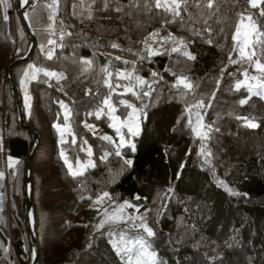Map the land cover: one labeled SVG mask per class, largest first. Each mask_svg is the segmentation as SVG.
<instances>
[{
	"label": "trees",
	"instance_id": "1",
	"mask_svg": "<svg viewBox=\"0 0 264 264\" xmlns=\"http://www.w3.org/2000/svg\"><path fill=\"white\" fill-rule=\"evenodd\" d=\"M51 2L26 11L36 45L30 60L12 67L24 128L4 74L31 40L16 0H0V264H31L28 160L36 264H124L112 238H131L144 226L154 233L147 242L156 264H264V99L237 88L255 61L264 64V0L257 7L187 0L179 15L156 0H57L54 23ZM248 14L261 33L252 60L239 57L233 39ZM54 29L63 42L48 59L43 49ZM33 68L42 71L27 76L26 112L20 80ZM180 77L192 87L179 85ZM106 80L122 87L113 93ZM109 97L114 112L103 103ZM120 101L140 112L133 137L115 130L113 117L129 112ZM201 124L206 135L197 137ZM29 129L39 138L32 156ZM123 202L130 207L122 220L105 221Z\"/></svg>",
	"mask_w": 264,
	"mask_h": 264
},
{
	"label": "rangeland",
	"instance_id": "2",
	"mask_svg": "<svg viewBox=\"0 0 264 264\" xmlns=\"http://www.w3.org/2000/svg\"><path fill=\"white\" fill-rule=\"evenodd\" d=\"M11 1H13V0H11ZM16 2H17V8H18L19 7L18 0H16ZM42 2H43V0H36L34 6L32 8H34L38 3H42ZM256 2L259 5L260 2H261V0H256ZM52 3L53 2H51V3H45V4L47 6V5L52 4ZM167 3H168L169 6H171L172 5V0H167ZM250 5H251V3H250ZM18 13H19V10H18ZM249 16L250 15L248 14V15H244L243 17H241L238 20L237 27L241 24L242 19H243V23L245 25L254 23L252 15H251V17H252L251 18V21H248L247 20V17H249ZM255 26H256V32H258L257 31V24H255ZM50 27H51V25H49L47 28H50ZM59 32H60L59 30H55V35L57 33H59ZM256 32H253L252 33V42H253V39H257L258 38L257 35H256ZM53 38H51V39L53 40ZM234 41H235V44L237 46V51H238V48L240 47V45L237 44V41L236 40H234ZM47 45L49 46L47 48V52L49 50L54 49L53 45L50 46L48 43H47ZM148 48H149V51H150L151 47L148 46ZM251 48L246 49V52H248L249 54L252 53ZM44 51H45V54H46V48L43 49V52ZM238 55H239V52H238ZM239 57L242 58L240 55H239ZM1 59H3V58H1ZM242 59H246L247 60L248 58H247V56H245ZM16 61L13 60V62H12L11 61V58H9L8 65H7V71L4 74L6 77H8V68H9V66L11 64H13L14 62H16ZM155 62L157 63V64L156 63L155 64L159 68H162L163 67L164 60H160V58H155ZM259 63L262 64L261 62H259ZM262 65H264V64H262ZM33 69L32 70L26 69V72L29 74L28 76L30 78H32L33 75H34V73H35L33 71ZM11 70H12V68H11ZM250 72H247L246 75L244 74L242 80L238 84L240 85V87L241 86H245L247 88L250 96H258V97H261L262 99H264V88L260 87V84L264 83V73L260 72L256 68V61L253 63V70H252V72L251 73ZM11 76H12V71H11ZM146 76H147L146 73L142 74V77H146ZM253 77H255L257 79H253ZM26 79H27V77L25 79H24V77L21 78L20 85L22 87V91L24 89V91L22 93V99H23V103H24V106H25V111L27 112L28 109H29V105H30V95H29V92H28V89H27V85H26L27 80ZM181 79H183L184 83H179V85L183 86L186 89H189V88L185 87V84H189V82H187L182 77H180L178 79V81H180ZM9 82H10V80H9ZM4 84H7V82L5 81ZM111 112H113V111H111ZM131 112H132V109L129 108V112H128V114H127V116L125 118L118 117V119L114 121L116 123V127H115V130L116 131H117V128H119L120 129V132L119 133L123 132L125 129L127 130V132H129L128 131V128L125 127L124 125L130 123V121L127 119V117L131 114ZM139 115H140V112L137 110L134 119H135V124L138 125V128L140 127ZM195 121H196V123H198V120H195ZM195 129H197V131H194L195 132V135L197 137H202V136L205 135V131H204V129L201 126H199V127H196L195 126ZM198 132H199V135H198ZM129 135H130V137H133L135 134L129 133ZM131 140H132V138H131ZM132 146H133V144H132ZM26 174H27V167L25 169V179H26ZM23 188L25 189V187H23ZM0 196H3V195H0ZM3 204H4V201H3ZM107 204H109V202L103 201V202L99 203V208L102 209V210H104V208H107L108 207ZM128 207H130V204L127 203V202H123V203L119 204L117 207L111 208L109 211H106L104 213V220L107 221V222H110V220H122V217H121L122 211H125L126 208L128 209ZM135 208H136V210H135L134 218L138 215V213H136V211L138 210V208L137 207H135ZM140 219L138 218V220H140ZM147 237H148L147 232L144 231L143 233L137 232L136 234H134L133 237L128 238V239H126V237L124 235H121V237H113L111 241H112V245L114 246L116 252L121 257V260L123 261L124 264H136L137 257L140 256L141 251H143L144 253L154 252L150 248V246H149V244L147 242ZM128 249H130V251H126ZM31 255H32V258H33V248H32V251H31ZM141 259H142V261H146L147 260V257H142ZM157 261H158V259H157V255L155 253V264L157 263ZM31 262H32V260H31Z\"/></svg>",
	"mask_w": 264,
	"mask_h": 264
},
{
	"label": "snow or ice",
	"instance_id": "3",
	"mask_svg": "<svg viewBox=\"0 0 264 264\" xmlns=\"http://www.w3.org/2000/svg\"><path fill=\"white\" fill-rule=\"evenodd\" d=\"M105 2V5H107V0H104ZM5 3H6V0H5ZM56 3H57V0H53V3L52 4H49L47 5V7L52 11V15L49 16V19L53 21V23L55 22V10H56ZM181 3L183 4H187V0H172V5L169 6L168 3H167V0H156L155 2V6L157 8H164L165 10H169V11H172L173 14L175 15H179V12L177 11V9L180 8L181 6ZM250 3H251V6L252 7H257L258 4L256 2V0H250ZM21 4L22 5H26V4H30V0H21ZM212 3H211V0H209V3H208V7H212ZM117 11H120V9L118 8ZM262 15H264V12L261 13ZM4 19L6 20L7 19V16L4 17ZM247 20L248 21H251V16L247 17ZM253 32H256V26L254 23H251V24H248V25H245L243 23V19L241 21V24L237 27L236 29V33L233 37L234 40L237 41V44L240 45V47L238 48V52H239V55L243 58L245 56H247V58L249 60H252V57L254 55V52L252 53H248L246 52V49H249L251 47H254L253 43H252V33ZM53 34H55L53 32ZM64 34L62 33L61 36H63ZM256 35L257 37H259L261 35V33L259 32H256ZM49 45H55L56 44V41L55 40H52V39H49L48 42H47ZM112 47H118L116 44H113ZM173 51H177V49H173ZM47 58L48 59H51L52 58V55H53V52L52 50H49L47 53ZM184 55H187L189 59H195V57L191 56L190 54H188L187 52L184 53ZM116 59H120L119 57H117ZM86 64H90L91 62L90 61H85ZM127 63V62H125ZM256 68L264 73V65L260 64L259 61H256ZM34 72L36 71H42L41 69H33ZM103 71H107V69H104ZM43 74L45 76H48V77H56L57 79L61 78L59 76H57L56 73L54 72H49V71H44ZM29 74L26 72L25 73V77H27ZM109 76H111L112 74L111 73H108ZM153 75H156L155 73H153ZM246 75V73H245ZM124 74L122 73H117V77L118 78H123ZM33 79H35V75H33L32 77ZM129 79H131V77L129 76L128 77ZM253 79H257L255 77H253ZM138 83L143 85L145 84V81L143 79H139L138 80ZM178 83H184L183 79H181L180 81H178ZM105 84L112 90L113 93H115L116 91V88H119V87H122L121 85H115L113 86V84L106 80L105 81ZM185 87L187 88H191L192 85L191 84H185ZM240 85L237 84V88H239ZM260 87L264 88V83L260 84ZM129 91H131V88L128 89ZM123 94V93H121ZM144 96H150L151 95V92H144L143 93ZM247 101L246 100H241L240 103L241 104H244L246 103ZM103 103L108 106V108L111 110V111H115L114 108H112V105L110 103V97L109 98H106ZM121 104H124L125 107L127 108H131L132 109V112L131 114L127 117V119L130 121V123L124 125L125 127L128 128V131L131 133L133 132V128L135 127L136 128V131H138V126H136L135 124V115H136V109L128 104L126 101H120ZM61 106L62 107H65L66 106L63 104V102H61ZM200 107H203V104L199 105ZM114 120H117L118 118L116 117H113ZM197 120L199 122L200 120V117H197ZM191 122V121H190ZM87 126V125H86ZM201 127H203V125L201 124L200 125ZM249 126L251 127H256V125L254 123H250L249 122ZM194 131H197V129H194ZM117 132L119 133L120 132V129L117 128ZM198 135H199V132H198ZM206 135V134H205ZM102 139H105V140H110V137H108L107 135L103 136ZM121 139L123 140V136L121 135ZM75 142V141H73ZM121 147L123 146V144L120 145ZM132 149L135 150L134 148V145L132 146ZM117 155H120L119 151H117L116 153ZM63 155V153H62ZM126 163L130 166L132 161L128 160L126 161ZM104 196H108V193H104ZM99 227H103V225H99ZM145 228V231L147 232V235L148 236H153L154 233L152 232L151 229L147 228V226H144ZM126 251H130V249L126 250ZM142 257H147V260L146 261H142ZM136 264H155V253L154 252H149V253H144L143 251H141V254L140 256L137 257V261H136Z\"/></svg>",
	"mask_w": 264,
	"mask_h": 264
},
{
	"label": "water",
	"instance_id": "4",
	"mask_svg": "<svg viewBox=\"0 0 264 264\" xmlns=\"http://www.w3.org/2000/svg\"><path fill=\"white\" fill-rule=\"evenodd\" d=\"M35 2H36V0H31L30 4L21 5V0H18L19 15L21 17V21L24 24L25 29L29 35L30 40H31V46H30L28 53L26 54V56L24 58L17 60L13 64H11L8 68V77L10 80L13 96L15 97L16 102H17L18 115H19V119H18L19 125L21 127H24V128H25V126L23 124V111H22L21 100L19 97L17 87L15 86L13 78L11 76V71H12L11 68L17 64H21V63H24V62L30 60L32 53L34 51L36 41H35L34 35L32 34V32H31V30L27 24L25 13L27 10L31 9L34 6ZM29 130L31 131L33 139L35 140V145H34L32 153H31V156H32L37 152L39 138L32 129H29ZM30 190H31V165L28 161L24 193H25V200H26V214L28 217V226H29V231H30V238H31V242L33 244V258H32L31 264H36V262H37V246H36V242H35L34 232L32 229L33 218H32V209H31V192H30ZM0 207L3 208V196H0Z\"/></svg>",
	"mask_w": 264,
	"mask_h": 264
},
{
	"label": "clouds",
	"instance_id": "5",
	"mask_svg": "<svg viewBox=\"0 0 264 264\" xmlns=\"http://www.w3.org/2000/svg\"><path fill=\"white\" fill-rule=\"evenodd\" d=\"M55 36H60V39H61V41L63 42V37L61 36V33L59 32V33H57ZM54 36V37H55ZM15 84V83H14ZM16 86V85H15ZM20 97V96H19ZM21 100V99H20Z\"/></svg>",
	"mask_w": 264,
	"mask_h": 264
},
{
	"label": "built area",
	"instance_id": "6",
	"mask_svg": "<svg viewBox=\"0 0 264 264\" xmlns=\"http://www.w3.org/2000/svg\"><path fill=\"white\" fill-rule=\"evenodd\" d=\"M57 44H58V45L61 44L60 36L57 37Z\"/></svg>",
	"mask_w": 264,
	"mask_h": 264
},
{
	"label": "bare ground",
	"instance_id": "7",
	"mask_svg": "<svg viewBox=\"0 0 264 264\" xmlns=\"http://www.w3.org/2000/svg\"><path fill=\"white\" fill-rule=\"evenodd\" d=\"M31 1V0H30ZM22 5V4H21ZM4 28V27H3Z\"/></svg>",
	"mask_w": 264,
	"mask_h": 264
}]
</instances>
